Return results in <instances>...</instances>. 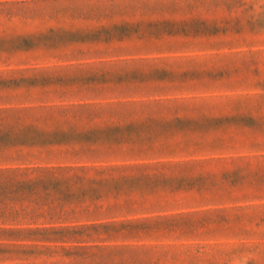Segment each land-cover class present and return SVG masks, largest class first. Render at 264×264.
I'll return each mask as SVG.
<instances>
[{"label":"rangeland","instance_id":"rangeland-1","mask_svg":"<svg viewBox=\"0 0 264 264\" xmlns=\"http://www.w3.org/2000/svg\"><path fill=\"white\" fill-rule=\"evenodd\" d=\"M0 264H264V0H0Z\"/></svg>","mask_w":264,"mask_h":264}]
</instances>
